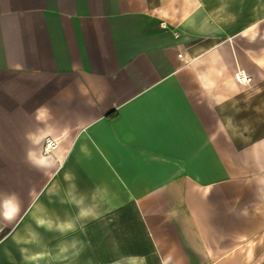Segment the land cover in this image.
<instances>
[{"label":"crops","instance_id":"crops-1","mask_svg":"<svg viewBox=\"0 0 264 264\" xmlns=\"http://www.w3.org/2000/svg\"><path fill=\"white\" fill-rule=\"evenodd\" d=\"M15 148L0 264H264V0H0Z\"/></svg>","mask_w":264,"mask_h":264},{"label":"rangeland","instance_id":"rangeland-1","mask_svg":"<svg viewBox=\"0 0 264 264\" xmlns=\"http://www.w3.org/2000/svg\"><path fill=\"white\" fill-rule=\"evenodd\" d=\"M23 122V119H17ZM16 120V121H17ZM24 150L15 148L13 150H0V195L11 194L14 201L18 200L25 206V188L39 184L36 168L26 164ZM9 228L0 224V238L5 236Z\"/></svg>","mask_w":264,"mask_h":264},{"label":"bare ground","instance_id":"bare-ground-1","mask_svg":"<svg viewBox=\"0 0 264 264\" xmlns=\"http://www.w3.org/2000/svg\"><path fill=\"white\" fill-rule=\"evenodd\" d=\"M50 145H51L50 143L47 144V151H48V149L50 148Z\"/></svg>","mask_w":264,"mask_h":264},{"label":"built area","instance_id":"built-area-1","mask_svg":"<svg viewBox=\"0 0 264 264\" xmlns=\"http://www.w3.org/2000/svg\"><path fill=\"white\" fill-rule=\"evenodd\" d=\"M242 79H244V77H242Z\"/></svg>","mask_w":264,"mask_h":264}]
</instances>
